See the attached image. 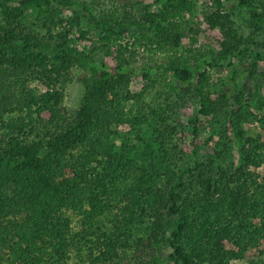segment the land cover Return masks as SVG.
Here are the masks:
<instances>
[{
    "label": "trees",
    "instance_id": "16d2710c",
    "mask_svg": "<svg viewBox=\"0 0 264 264\" xmlns=\"http://www.w3.org/2000/svg\"><path fill=\"white\" fill-rule=\"evenodd\" d=\"M238 1L251 32L214 0L202 13L219 48L197 52L184 44L194 0H0V264H69L73 255L74 264H125L131 248L149 264H264V126L258 137L245 127L264 96L244 81L264 74V0ZM32 14L46 34L26 23ZM147 32L171 51L159 64L166 107L122 91L124 39ZM77 40L98 42L103 56ZM213 69L225 71L216 86ZM77 77L85 90L72 112L66 89ZM187 95L197 102L194 151L214 141L202 160L188 159V134L169 121ZM203 117L220 129L217 141L200 142Z\"/></svg>",
    "mask_w": 264,
    "mask_h": 264
},
{
    "label": "rangeland",
    "instance_id": "374dc122",
    "mask_svg": "<svg viewBox=\"0 0 264 264\" xmlns=\"http://www.w3.org/2000/svg\"><path fill=\"white\" fill-rule=\"evenodd\" d=\"M104 1L101 7L109 8L115 3V0H102ZM150 1V0H147ZM198 3V13L193 18H189V22L186 25V37L184 40V44L187 47H193L194 49H197L195 51L198 52V49L207 50L210 48L217 49L219 48V41L215 37V35L211 32V28H209V23L205 20L203 11H214L216 9L214 0H194ZM224 1V9L228 13L231 14L232 18L236 22V27L238 30L247 35L251 32V27L249 24L250 19V13L245 7H242L239 5L238 0H223ZM26 23L31 25L34 30L41 34H46L47 29L42 26V23H40L34 14L28 15L26 18ZM191 27L199 28V40L195 43H191L190 36L194 35V31L191 30ZM154 39V35L151 32H147L142 39H136L132 37H126L124 39V42H128V50L123 52L121 55H119L116 51L115 53L118 54L122 59L129 60V63L127 65L129 66V80H128V87L123 88V92L126 94L128 92L127 89L131 92L136 91H144V99L151 102L153 105L161 104L164 107H166V104L164 103V97L159 96L160 91H167L169 83V79H162V71L159 68V64L162 63L164 60L167 59L168 55L171 53L169 50H163L157 47L156 43L154 42H147L148 39ZM75 43L78 48L82 49L84 48L86 52L94 51L96 50V53L98 54L97 57L101 58L103 56V49H98L99 43L96 41L88 40V41H81L77 40ZM260 68L262 72L264 73V60L260 62ZM211 73V80L215 84V82H219V79L222 74L225 73V71H215V69L210 71ZM245 82L248 83V87L254 88V83L259 82L260 88L259 93L264 96V74L263 76H260L259 79H251L247 75L244 79ZM218 84V83H217ZM216 86V84H215ZM84 84L82 80H80L78 77L68 85L66 89V97H65V104L69 107V109L72 112H75L79 106L80 102L82 101V97L84 94ZM260 98V97H259ZM255 98L252 100V106L251 110L255 113V115H251L250 120L245 122V127L247 130V133L251 135L252 137H258L259 131L262 126H264V104L261 105L260 99ZM197 102L194 98V96H186L185 99L182 102V105L177 108L173 113L171 114V121L174 124H177L180 131H184L188 134V136H185L183 139V147L186 150V153L188 155L189 160H194L196 157L199 159H203L205 156H207L210 153H213V145L214 141H211L210 146H202L199 148L198 153L194 151V142H193V136L192 132L190 131L191 125H190V118L191 114L197 109L196 108ZM203 119L206 122V128L201 132L200 135V142H204V140L211 139V137H214L213 139L217 141L216 139L219 137V130L217 129V132H215L214 128L210 124V120L206 119V117H203ZM220 125V124H219ZM218 125V127H219ZM149 130V133L153 130L152 126H146ZM150 128V129H149ZM147 131V130H146ZM213 135V136H212ZM120 140V138H119ZM216 143V142H215ZM226 156L229 158V154L226 153ZM233 160L238 158L237 151L234 150L232 154ZM258 179L262 180L264 177V164H262L259 167V170H257ZM74 215V214H73ZM74 225L77 224V216H75ZM111 225V224H109ZM79 228V226H77ZM147 229V228H144ZM144 229L143 232L144 233ZM160 246L162 251L168 256L172 248L170 247L169 243L165 240H160ZM135 253L139 254V251H134L132 248L129 250V255L126 258L125 264H137L136 261L149 264L150 255H143L140 258L135 259ZM140 255V254H139ZM76 262V257L73 255L71 260L69 261V264H74ZM170 264H177L175 261L170 259ZM180 264V263H178ZM231 264H249L247 259L238 258V259H232Z\"/></svg>",
    "mask_w": 264,
    "mask_h": 264
}]
</instances>
